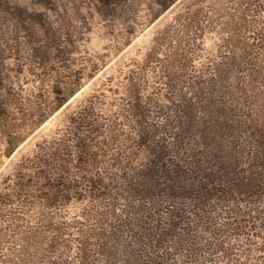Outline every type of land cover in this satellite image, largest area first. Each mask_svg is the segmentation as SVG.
Instances as JSON below:
<instances>
[{
  "label": "rangeland",
  "instance_id": "1",
  "mask_svg": "<svg viewBox=\"0 0 264 264\" xmlns=\"http://www.w3.org/2000/svg\"><path fill=\"white\" fill-rule=\"evenodd\" d=\"M0 264H264V0H0Z\"/></svg>",
  "mask_w": 264,
  "mask_h": 264
}]
</instances>
